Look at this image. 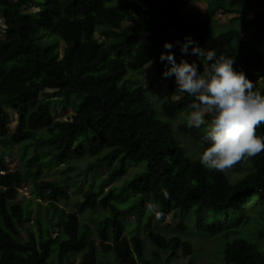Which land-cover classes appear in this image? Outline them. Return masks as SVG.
I'll use <instances>...</instances> for the list:
<instances>
[{"label":"trees","instance_id":"1","mask_svg":"<svg viewBox=\"0 0 264 264\" xmlns=\"http://www.w3.org/2000/svg\"><path fill=\"white\" fill-rule=\"evenodd\" d=\"M193 1L0 0L5 22V36L0 39V264H75L79 257L80 264H103L102 256L109 255L112 264H155L162 260L159 251L168 254L166 263L171 264L180 252H192L190 242L178 235L166 238L148 217L149 238L157 247L149 259L143 237L126 235L121 219L125 210L114 203L113 192L103 194V185L79 199V209L93 210L99 203L108 209L99 219L96 240L91 224L82 223L77 212L59 203L70 198L63 187L69 182L38 177L41 167L32 162L47 154L46 161L57 165L68 163L72 155L92 156L88 166L107 165L111 179L124 175L126 158L145 162L146 167L124 185L139 197L138 217L151 202L157 210L178 216L180 229L191 216L200 231L212 234L232 219L264 222V207L250 213L248 204L252 195L264 204V151L236 164L249 165L250 170L233 181L229 170L209 169L200 162L210 146L203 141L210 129L203 124L189 126L195 100L179 89L175 76L169 91L160 96L159 108L151 96L152 87H158L159 95L168 79L163 73L170 65L159 59L169 51L165 42L173 45L170 51L178 64L181 58H195L205 69L210 66L204 57L191 54V45L188 55L181 53L189 36L205 51L214 49L217 57L234 59V70L259 82L258 92L264 95V0H207L205 13L187 11ZM29 4L36 10L27 9ZM219 7L237 15L230 27L214 34L211 21ZM98 31L102 39L96 37ZM152 60H156L154 82L145 88L140 75ZM47 89L66 103L75 101V113L55 119L49 99L40 98ZM14 98L18 123L10 133L11 116L4 107ZM256 134L264 138V124ZM182 136L197 145L200 154L188 150ZM12 144L18 150L35 145L33 157L23 167L9 169L5 164ZM22 183H31L33 198L40 199L36 214L32 198L19 201ZM223 254L228 263L264 264L260 244L242 236L227 242Z\"/></svg>","mask_w":264,"mask_h":264},{"label":"rangeland","instance_id":"2","mask_svg":"<svg viewBox=\"0 0 264 264\" xmlns=\"http://www.w3.org/2000/svg\"><path fill=\"white\" fill-rule=\"evenodd\" d=\"M208 8L207 0H194L191 4L187 6V11H198L201 13H205ZM30 10H34L35 6L29 4ZM236 12L227 11L223 7H219L215 10L214 18L211 21L213 26L212 32L217 34L221 31L226 30L229 25L232 23L231 20L234 16H236ZM249 15L252 16V13L249 12ZM3 22L4 17L3 14H0V39L5 36L3 30ZM101 33L98 31L96 33V37L102 39ZM42 41L46 42V39ZM61 47L63 44H59ZM187 61V60H186ZM189 64L195 62L198 65L199 71L201 74L204 72L203 62L200 59L190 58L187 61ZM156 68V60H152L146 65H144L140 80L141 84L145 88L151 87L154 82L153 75L155 73ZM131 73V72H130ZM173 80L171 77L164 80L160 88V94L156 92L157 86H153L151 90L152 98L157 102L158 108L160 102H162V98L160 96L166 94L169 89L171 88ZM254 84V91L258 92V84L259 82H253ZM157 87V88H156ZM156 88V89H155ZM54 90L47 89L46 91L41 92L40 98L42 99H49V103L51 106V111L55 119H68L71 114L75 113V101H70L68 103L64 102L60 98H55L52 96ZM174 99H178V95H173ZM75 102V103H74ZM155 102V103H156ZM18 103L16 98L10 100L4 110L7 111L11 116V121L8 125L9 132L12 133L17 129L18 117L16 112L13 110L14 106ZM161 108V107H160ZM190 115V114H189ZM213 119V114H206L205 122L203 125H206L210 129L211 121ZM180 119H178L177 123ZM183 144L187 147L188 150L200 154V148L195 145L189 138L185 136L181 137ZM2 144L0 142V148H2ZM35 145L32 144L30 147L23 150L20 148L17 149L16 144H12V154L7 155L5 157V164L9 169H16L23 167L25 164L28 163L29 157H33ZM23 150V154L21 153ZM103 155V152L100 153ZM25 155V157H23ZM37 158L36 162H32L33 167H37L40 165V176L41 179H61L62 181L67 180L68 187L65 185L63 186L64 189L69 193L70 198L68 200H61L59 203L65 208L70 211H74L78 213V216L81 222H88L91 224L93 229L94 235L96 240L99 239L98 235V228L100 226L99 219L103 217L105 213L108 212V209L104 207L101 203H99L95 209H79L80 198L82 197L83 193L90 189H95L99 185H103L104 192L103 194L106 195L109 192H113L115 195L114 203L121 209L125 210V217H121L124 220L126 226V235L131 236L134 234H139L143 237L145 243V251L146 255L149 259L153 256V251L157 250L156 245L151 241L149 238L150 231L146 227L148 217L151 218V226L155 228V230L159 231L162 235L166 238L172 237L174 235L180 236L182 239L187 240L191 243L192 252L188 254H183L180 252L179 256L175 260L171 259L169 262L171 264H233L228 263L224 259V246L227 242L231 241L236 237H244L250 241L257 242L260 244V247L264 250V222L263 220L253 219L251 223H244L242 219L237 220H230L228 225L225 229L220 230L216 233H209L207 231H200V229L196 226L194 218L191 216L187 218V223L184 225V228L180 229L178 216L173 217L171 214H165L160 210L163 215L160 219H157L155 214L152 213L151 215H147L148 211L142 212L141 216H137L136 211L138 207L139 197L133 194L130 190L125 188V182L135 176L139 170L146 167L145 162L135 163L130 159L125 160L126 163V172L123 176L117 179H111L108 175L110 168L107 165L103 167H94L90 168L88 165L94 159L89 155L84 156H77L72 155L70 156L66 162V164L57 165L55 163H48L46 159L49 157L47 154L46 157ZM87 157V158H86ZM32 161V160H31ZM45 161V162H44ZM117 167H120L118 163L115 164ZM68 166H73L72 169H66ZM250 170L249 165H241V166H234L232 169H229L228 173L233 181L243 176V174ZM26 188L30 189L31 183H24ZM18 196L20 202H28L30 198H26L24 192L22 190H18ZM78 198V199H77ZM250 201L248 204L250 205V213H256L257 211H262L264 204L262 202H258L255 199V196H250ZM36 201H40V199L35 198L32 203L33 211L36 207ZM35 212V211H34ZM36 214V212H35ZM33 217V216H32ZM215 219V218H214ZM228 231V232H227ZM58 231L56 228L54 229V234ZM112 239V237H111ZM57 252V246H53L52 252V259L55 260ZM162 257L161 261L156 260L155 264H167V253L159 251ZM104 259L103 264H112L113 256L109 255L108 257L102 256ZM81 259L80 257L77 259L75 264H80ZM118 264V263H115ZM152 264V263H148Z\"/></svg>","mask_w":264,"mask_h":264},{"label":"clouds","instance_id":"3","mask_svg":"<svg viewBox=\"0 0 264 264\" xmlns=\"http://www.w3.org/2000/svg\"><path fill=\"white\" fill-rule=\"evenodd\" d=\"M190 45L191 54L204 57L210 66L201 74L195 62L189 64L181 58L178 64L170 51L173 45L165 42L163 47L169 51L162 52L159 59L167 61L170 67L163 76L174 75L179 89L194 97L195 102L190 105L193 111L188 117L189 126L199 128L204 124L206 114H214L210 130L203 137L210 146L203 151L200 162L209 169L226 172L245 158L264 151V138L256 134L257 128L264 124V95L253 90V82L242 70H234V59L223 54L217 57L214 49L205 51L190 36L181 44V53L188 55ZM30 193L29 198L34 201L31 185ZM163 194L169 198L167 190ZM145 207L157 219L163 215L151 202H146Z\"/></svg>","mask_w":264,"mask_h":264},{"label":"built area","instance_id":"4","mask_svg":"<svg viewBox=\"0 0 264 264\" xmlns=\"http://www.w3.org/2000/svg\"><path fill=\"white\" fill-rule=\"evenodd\" d=\"M20 190H22V191L24 192L26 198L31 197L30 189L26 188L25 185H23V186L20 188Z\"/></svg>","mask_w":264,"mask_h":264}]
</instances>
